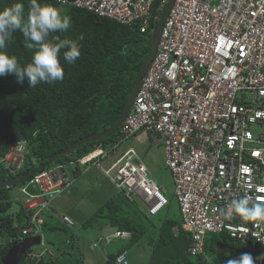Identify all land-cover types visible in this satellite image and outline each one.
Returning <instances> with one entry per match:
<instances>
[{"label":"built area","instance_id":"built-area-1","mask_svg":"<svg viewBox=\"0 0 264 264\" xmlns=\"http://www.w3.org/2000/svg\"><path fill=\"white\" fill-rule=\"evenodd\" d=\"M56 1L135 26L140 33L169 2L162 0L152 12L154 0ZM140 132L162 146L181 228L190 235L188 253H202L207 236L223 234L258 246L264 259V222L239 215L225 219L232 200L264 201L258 187L264 185V0H173L118 140L80 160L119 153L102 172L128 198L148 201L159 197L156 183L134 148L121 150L123 141ZM25 154L24 142L14 144L0 169L16 175ZM70 184L60 166L36 171L27 182L32 193L21 189L22 205L37 209L36 215L49 210L56 194ZM62 221L72 225L69 217ZM124 259L121 254L116 262Z\"/></svg>","mask_w":264,"mask_h":264},{"label":"trees","instance_id":"trees-1","mask_svg":"<svg viewBox=\"0 0 264 264\" xmlns=\"http://www.w3.org/2000/svg\"><path fill=\"white\" fill-rule=\"evenodd\" d=\"M161 1L154 0L152 12ZM18 2L24 4L27 19L29 0H0V10ZM37 2L53 5L71 16L72 26L61 34V37L76 40L83 36V40L79 41L81 56L72 64L64 62L61 58L64 79L54 84L42 82L31 88L28 87L27 79L20 84L13 74L0 76V159L14 144L24 142L26 156L17 175L60 166L63 174L73 183L85 174L88 165L95 161L94 159L81 163L80 160L95 149L101 148L106 151L112 143L109 141L113 138L110 137L108 140L106 134L98 140L68 150L47 166L45 164L75 142L105 132L118 121L137 83L142 65L152 52L150 42L149 44L145 40L143 42V37L149 34L150 27L145 33H140L135 26H124L98 18L93 13L72 4H61L56 0ZM5 50L9 55L17 56L22 64L30 62L33 56V50L25 47V40L20 32L13 33L12 41ZM63 51L65 50H61V57ZM119 128L120 126L115 129L116 133L119 132ZM32 175L19 183L20 186L27 185ZM13 178V175L0 169V183ZM7 189L9 188L0 189V264L1 258L15 242L29 235L22 236L20 229L35 227L22 209L20 201H16L19 211L14 216L8 214L12 201L5 192ZM118 191L123 192L119 189ZM124 198L127 201L133 200L125 195ZM176 207L178 211V206ZM119 211V206L110 200L83 225L84 228L96 227L98 230L106 225L118 226L121 232L130 234L128 238H116L119 242L112 244L116 250L106 253L107 264H120L116 263L115 257L123 251H127L129 256V251L136 247L140 248V252L145 250L143 253L145 264H206L205 254L216 257L214 264H226L224 261L222 263L221 260L218 261V256L226 250H229L235 261L248 256L252 264H264L258 246L245 247L223 234L207 236L202 253L191 256L188 253L190 235L180 226L179 212L177 218L163 217L158 225L160 228L156 237L149 238L146 236L149 228H143L145 221L142 223L143 220L138 215L136 216L139 220L136 218L135 221H131ZM142 217L148 218L143 214ZM44 223L46 225L43 229L59 230L64 231L66 235L69 234V239L65 243L72 245L69 241L71 242L70 239H74L75 236L70 235L73 233L70 229L76 223L70 228L61 222L60 225L64 227H53L47 217ZM46 245L50 246L51 254L32 259L30 254L35 252V249L27 250L18 264H84V257H80L81 254L74 257L51 241H46ZM126 261L124 264L137 263L134 258H126Z\"/></svg>","mask_w":264,"mask_h":264},{"label":"clouds","instance_id":"clouds-1","mask_svg":"<svg viewBox=\"0 0 264 264\" xmlns=\"http://www.w3.org/2000/svg\"><path fill=\"white\" fill-rule=\"evenodd\" d=\"M71 26H72V18L69 14L63 12L60 8H57L53 5L38 3L37 0H29L27 19H25V9L23 3L18 2L10 7L0 10V76L13 74L16 77L17 83L20 84H23L25 79H27L28 87L31 88H35L38 84L42 82L48 84H54L57 81H62L64 79L65 73H64V68L61 64V58L64 60V62L72 64L75 63V61L81 56V46L79 41L83 40V36L78 37L76 40H70L61 37V34L68 31L71 28ZM15 32L22 33L25 40V47L30 50H33L32 59L30 62L26 64H22L21 61L17 58V56L9 55L8 52L5 50L7 45L12 41V36L13 33ZM62 49L65 51H63V55L61 57ZM98 150H102V149L98 148ZM124 150H122V152ZM13 176L14 178H16L18 175L16 174ZM156 186L158 187L157 183ZM24 187H28V186L25 185ZM258 187L261 191H264V185H260ZM22 188L23 187H21L19 191H21ZM28 190L31 193L33 191L31 187H28ZM158 193H159L158 198L154 197L153 199H150L148 201L142 200L138 197H132V198L133 200L138 199L139 201H141L147 207L148 215L153 217L156 216L157 214H160L161 211H163L169 205V201L161 195L159 187H158ZM20 194L21 197L17 201H20L21 207L24 210V212L27 213V217L30 219V222L35 224L34 227L35 230L31 227L20 229L22 236H26V234L29 235L23 239H20L18 242L15 243L22 242L26 239L39 237L40 244L28 249V250L35 249V252H32L30 256L33 259L35 257L46 255L48 254V252H46L47 251L46 248L48 247H44L42 241V232H41V230H43L44 226L46 225L44 223L45 217H47V220L49 222V218L55 216L57 217L58 222H61L67 227L73 226L74 221L67 215L56 214L55 209L53 207V201L55 197L58 196L60 193L56 194L54 199L51 201L49 210L42 211L41 213L39 212V214L37 215H36L37 209L34 210L24 209L22 205V201L24 200L25 195H23L22 193ZM157 201H160L161 205H157L156 204ZM175 204L176 206H178L176 200H175ZM234 215H239L240 217L248 221L264 222V201H257L255 203H250V198L247 196L232 200L227 205V211L225 212V219L231 220L233 219ZM33 216L35 218L34 221L32 222L31 219ZM63 216L69 217L71 219L72 221L71 226L66 225L62 221ZM179 221H180V217H179ZM180 226H181V221H180ZM128 237H130L129 233L121 232L119 229L114 233L101 236L98 242L96 241L93 242L95 244H93L92 247L94 249L99 248L100 244H102L104 247L107 243H110L112 240L116 238H128ZM121 254H124L125 256L124 261L127 262L126 258L128 259L127 256L128 252L123 251ZM120 255L115 257V261ZM215 259L216 257L214 255H208V254L204 255V260L206 261V264H214ZM120 264H124V263H120ZM228 264H252V261L250 257L244 256L242 259H240L239 262L229 261Z\"/></svg>","mask_w":264,"mask_h":264},{"label":"rangeland","instance_id":"rangeland-1","mask_svg":"<svg viewBox=\"0 0 264 264\" xmlns=\"http://www.w3.org/2000/svg\"><path fill=\"white\" fill-rule=\"evenodd\" d=\"M160 19H161V15L158 16L157 20L151 23L150 28H149L150 30L149 34L143 37L144 38L143 42L144 40L146 41L147 44H149L150 42L151 50L153 49L154 40H155V32L160 22ZM164 21L162 23L160 32L162 30ZM160 32L158 35L157 43L160 37ZM116 131L117 130H114L113 132L106 135L108 140H110V137L113 138L111 141H109V143L112 142L110 143L111 146L118 140V132L116 133ZM129 146L133 147L137 151V153L140 155L143 161V164L149 170L152 179L158 184L161 195L169 201V205L167 208L161 211L160 214H157L156 216L152 217L148 215L147 213L148 209L141 201L136 199L135 203L131 204L130 201H127L122 196V201L119 202V200H116L119 206V209H120L119 213H121L124 217L125 216L128 217L131 221H135L136 215H138L139 218L143 220V222L145 221V225L143 226V228H149V230L146 232V236L149 238L150 237L155 238L160 228V226L158 227V225L162 222V218L163 217H168V218L175 217L176 218L177 217L176 215H178L177 207L175 204V198H174V185L172 181V173L166 168L164 164V154H163L162 146L151 143L147 133L140 132L136 136V138H132L131 140H128V141L127 140L123 141L121 143V150H124ZM107 157L111 158L110 155ZM112 160L113 159H111L110 162H112ZM100 165L102 167H106L107 166L106 160L100 161ZM88 168H96L99 170V167L96 166L95 164H89L87 169ZM114 173H115V170H112L110 172V175L113 176ZM88 179L90 180L91 178L88 177L87 179L83 180L86 185L90 184V181ZM99 185H102L100 181H99ZM111 186L114 190L115 187L112 184ZM20 188H21L20 184H16L15 186L10 187L9 189L5 191L6 194L9 196L10 200L12 201L11 210L8 212V214H11L13 216L19 211V206H18V203H16V201L19 200L21 197V194H20L21 191H19ZM97 198L100 199V196H97ZM78 200L79 198L76 199V202H78ZM102 203L99 204L98 202V204H95V202H90V205H88L87 209H85L84 213H82L81 215V222L76 221V225L70 229L73 232V233H70V235L75 236L74 239H70L72 240L71 242L69 241V244L71 243L72 245H68V244L66 245V243H64L65 241L69 239V234L66 235L64 231H59V230L51 231L48 228L41 230L42 238H43L42 241H43L44 247L47 246L46 241H51L61 246L60 248L63 249V251L70 253L74 257H78V255L81 254L80 257L81 256L84 257V264H102L103 260L100 257V251L102 252L104 251L102 244H100V247L96 249L95 251H88L89 241L92 243V241H95V239L97 238L96 230L94 231L91 228L83 227V225L86 222H89L88 221L89 218L92 217L93 214H95V212L98 209H100V207L102 206ZM102 212L106 213V211H102ZM142 214L148 218L143 219ZM57 220L58 219L55 216L49 218V222L51 226L64 227L60 225L61 223L58 222ZM116 242H119V239L112 240L111 244L116 243ZM122 244H124V242H122ZM139 249L140 248L138 247L132 248L129 251L128 259L134 258L135 262H137L136 264H145L146 263L144 260L145 256L143 255L145 250L141 252V254H139L140 253ZM218 261H220L221 263L224 261L226 264H228L229 261H235V259L230 254L229 250H226L223 253H221V255L218 256ZM236 262H239V261H236Z\"/></svg>","mask_w":264,"mask_h":264},{"label":"crops","instance_id":"crops-1","mask_svg":"<svg viewBox=\"0 0 264 264\" xmlns=\"http://www.w3.org/2000/svg\"><path fill=\"white\" fill-rule=\"evenodd\" d=\"M134 138H136V137H134ZM129 147H127V148H129ZM131 148H133V147H131ZM118 154L117 155L116 154L110 155L111 158H108L106 156L103 158L98 157L97 159H95L93 164L98 166L99 170L96 168H88V170H86V173L83 174L82 176H80V178L82 177L81 179L79 178V179L75 180L62 193H60L58 196H56L54 201H53V207L55 209L56 214H58V215L63 214V215L69 216L74 221V224H75L76 221L81 222V215H82V213H84V210L87 209L88 205H90V202H95V204H98V202H99V204H101L104 201L102 203V206H103L104 204H107L110 200H112L116 204H117L116 200H119V202L122 201V196L124 197V195L120 191H118V189L115 187V185L111 182V180L109 178L106 177V175L102 172V169H101V168H108L117 159ZM111 159H113L112 162H110ZM102 160H106V164H107L106 167H102L100 165V161H102ZM92 167H94V166H92ZM88 177L91 178L90 180L88 179L90 181V184L86 185L83 180L87 179ZM99 181L102 183V185H99ZM111 184L115 187L114 190H113ZM97 196H100V199H98ZM77 198H79L78 202H76ZM135 200H130V201H133L130 203L134 204ZM121 205H122V203H121ZM136 218L138 219L137 216H136ZM142 223H143V221H142ZM109 226H111V225H106L105 227H109ZM105 227H103V228H105ZM91 229L94 231L96 230L97 238L95 239V241L98 242L99 238L101 237V232H100L101 230L99 229L100 230L99 231L95 227H94V229L93 228H91ZM42 240H43V238H42ZM95 241H92V243L89 241L88 251H95L96 249H98V248L94 249L92 247L93 244H95V243H93ZM111 245H112L111 242L109 244H106L105 250L103 252L100 251V257L103 260L102 264H104V263L107 264V259L105 258V255L107 256L106 253H109V252L116 250L114 245H112V246ZM46 249H47L46 252H48V254H51L50 246ZM139 254H141V252ZM98 257H99V255H98Z\"/></svg>","mask_w":264,"mask_h":264},{"label":"water","instance_id":"water-1","mask_svg":"<svg viewBox=\"0 0 264 264\" xmlns=\"http://www.w3.org/2000/svg\"><path fill=\"white\" fill-rule=\"evenodd\" d=\"M172 2L173 0H169V3L168 5L165 7L162 15H161V19H160V22L158 24V27L156 29V32H155V40H154V45H153V51L152 53L145 59L143 65H142V69L140 71V73L138 74V79H137V83L128 99V102L125 106V109L123 111V113L121 114L120 118L118 119V121L109 129H107L105 132H102V133H99V134H95V135H91V136H88V137H85L77 142H75L73 145H71L69 148L65 149L63 152L53 156L52 158L49 159V161L47 162V164H45L46 166L49 164V163H52L55 159H57L60 155H62L63 153L67 152L68 150H73L76 146L80 145V144H83V143H86V142H93L95 140H98L100 139L102 136L110 133V132H113L115 129H117L120 124L122 123V121L125 119L126 117V114L130 108V105L132 103V100L139 88V85L141 83V78L143 76V74L145 73L146 69L148 68L149 64L151 63V60L153 59V57L155 56L156 54V46H157V39H158V35H159V32H160V29H161V26H162V23L164 21V19L166 18L168 12H169V9L172 5ZM33 174V172L31 173H28V174H25V175H18L16 178H13V179H10V180H7L5 182H2L0 183V189L2 188H8V187H11V186H14L15 184L17 183H21L23 181H25L26 179H28L29 175ZM119 230V227L118 226H111V227H106V228H102L101 230V236H105V235H108V234H111V233H114L116 231ZM40 244V238L37 237V238H30V239H26L22 242H19V243H15L7 252V254L1 258V263L2 264H18L22 255L31 247H34L36 245H39Z\"/></svg>","mask_w":264,"mask_h":264}]
</instances>
